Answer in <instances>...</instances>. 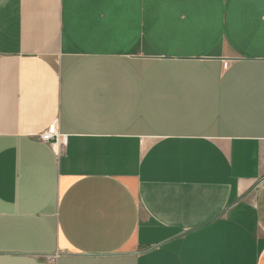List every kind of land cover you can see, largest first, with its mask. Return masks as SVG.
I'll list each match as a JSON object with an SVG mask.
<instances>
[{
	"label": "crops",
	"instance_id": "1",
	"mask_svg": "<svg viewBox=\"0 0 264 264\" xmlns=\"http://www.w3.org/2000/svg\"><path fill=\"white\" fill-rule=\"evenodd\" d=\"M180 6L264 24V0H0V264H264V34L149 33Z\"/></svg>",
	"mask_w": 264,
	"mask_h": 264
},
{
	"label": "rangeland",
	"instance_id": "2",
	"mask_svg": "<svg viewBox=\"0 0 264 264\" xmlns=\"http://www.w3.org/2000/svg\"><path fill=\"white\" fill-rule=\"evenodd\" d=\"M174 11V14H170ZM195 9L190 6H180L172 10L163 11L159 16L158 10L151 15L149 33L150 34H206V33H227V34H248L263 33L264 24L260 19H250L251 22H243L241 19L233 18L227 22L221 20L212 21L207 18H196L186 14H191ZM202 11V10H200ZM152 14V10H151Z\"/></svg>",
	"mask_w": 264,
	"mask_h": 264
},
{
	"label": "built area",
	"instance_id": "3",
	"mask_svg": "<svg viewBox=\"0 0 264 264\" xmlns=\"http://www.w3.org/2000/svg\"><path fill=\"white\" fill-rule=\"evenodd\" d=\"M40 137L44 142L54 146L59 155L64 153L68 137L59 131L57 123L52 124Z\"/></svg>",
	"mask_w": 264,
	"mask_h": 264
}]
</instances>
